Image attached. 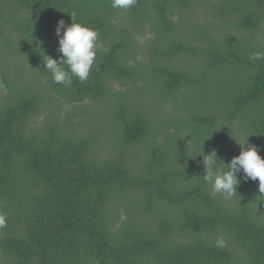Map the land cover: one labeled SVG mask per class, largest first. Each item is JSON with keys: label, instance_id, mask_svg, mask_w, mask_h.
<instances>
[{"label": "trees", "instance_id": "trees-1", "mask_svg": "<svg viewBox=\"0 0 264 264\" xmlns=\"http://www.w3.org/2000/svg\"><path fill=\"white\" fill-rule=\"evenodd\" d=\"M72 12L104 48L65 86L43 58ZM257 51L264 0H0V56L21 60L0 62V264H264L258 179L213 198L200 155L264 158Z\"/></svg>", "mask_w": 264, "mask_h": 264}, {"label": "clouds", "instance_id": "clouds-1", "mask_svg": "<svg viewBox=\"0 0 264 264\" xmlns=\"http://www.w3.org/2000/svg\"><path fill=\"white\" fill-rule=\"evenodd\" d=\"M137 4V0H111L113 9L127 11ZM72 23L65 25L63 19L57 22L56 35L58 37V59L45 54V69L51 74L53 81L57 84L70 86L72 77L75 76L79 82H85L93 69L98 50L104 48L103 41L99 38V32L94 27L76 22L74 12L70 13ZM106 50V49H105ZM248 59L252 62L264 60V52H253ZM67 66L66 68L64 66ZM248 138V137H247ZM237 141V140H236ZM241 146V152L234 156L229 162L222 160L218 163V155L215 149L208 153H200L203 157L204 175L203 181L211 185L209 195L216 197L221 195L230 198L237 193V185L240 183L238 174H243V179L259 181V193L264 195V158L259 154L258 147L254 144L237 142ZM247 145V146H246ZM223 162L227 169H221L219 165ZM7 225L6 214L0 212V228ZM223 238H218L216 247H223Z\"/></svg>", "mask_w": 264, "mask_h": 264}, {"label": "rangeland", "instance_id": "rangeland-1", "mask_svg": "<svg viewBox=\"0 0 264 264\" xmlns=\"http://www.w3.org/2000/svg\"><path fill=\"white\" fill-rule=\"evenodd\" d=\"M198 17H199V19H200V17L202 19H205L206 18V15H205L204 12H202L200 14V16H198ZM0 62H3L4 63V65L7 67L8 72L12 76L15 75V69H17V67H20V65H21V60L19 59V57L15 56V55H12V56L11 55L10 56H8V55L0 56ZM23 68L25 69L24 71H29V68H28L27 65H24ZM95 106L98 107V105H95ZM44 111H45V109H43L42 112H44ZM162 112L164 113V116H166V115L167 116H170L171 115V110H170L169 107H167L166 109L164 108ZM100 113L102 114V111ZM41 117H42V115L39 114L38 117H37V122L40 121V118Z\"/></svg>", "mask_w": 264, "mask_h": 264}]
</instances>
